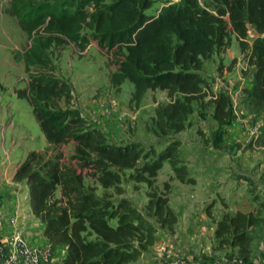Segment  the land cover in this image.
Segmentation results:
<instances>
[{"label": "trees", "instance_id": "obj_1", "mask_svg": "<svg viewBox=\"0 0 264 264\" xmlns=\"http://www.w3.org/2000/svg\"><path fill=\"white\" fill-rule=\"evenodd\" d=\"M152 2L9 0L28 40L22 51L27 83L15 93L28 101L55 150L47 157L30 150L13 177L27 184L43 235L53 246L65 248L59 264H132L156 239V226L131 199L98 194L85 185V174L103 188L117 187L122 171L131 169V177L150 185L167 160L180 181L193 179L178 157L177 138L165 140L159 149L109 140L71 104V85L54 73L51 47L73 41L84 48L95 40L117 57L112 85L129 80L136 101L147 89H165L169 101L158 104L154 116L160 135L186 126L193 100L209 85L201 73L204 60L233 36L253 65L242 100L248 110L264 111V0H167L156 13H147ZM251 28L255 33L249 39ZM231 114L229 95L218 90L213 117L227 123ZM63 144L70 145L68 154L60 149ZM147 206L162 224L176 221L167 195L151 192ZM257 221L251 213L226 212L216 220L214 236L219 246L237 247L247 259L253 238L248 227Z\"/></svg>", "mask_w": 264, "mask_h": 264}, {"label": "rangeland", "instance_id": "obj_2", "mask_svg": "<svg viewBox=\"0 0 264 264\" xmlns=\"http://www.w3.org/2000/svg\"><path fill=\"white\" fill-rule=\"evenodd\" d=\"M166 1L153 0L147 13H156ZM254 33L251 28L248 38ZM27 43L26 34L10 12L9 0H0V123L4 122L0 131L20 138L11 146L17 159L25 156L29 148H37L44 157L55 151L44 139L28 101L15 93L16 88L27 83L22 60ZM50 55L54 73L71 85V104L109 140L139 141L157 149L172 137L180 142L178 157L187 169L186 175L192 177L191 182L180 181L167 160L150 185L131 177V169L122 171L117 187L103 188L92 176H84L85 185L94 186L98 194L131 199L156 226L154 243L132 264H163L167 257L175 255L229 264L232 257L242 256L237 247L219 246L214 230L217 219L236 211L259 219L248 227L253 238L247 259L243 260L246 264L264 261V111L248 110L242 100L253 65L240 51L237 39L232 36L226 47L216 48L204 60L201 73L209 85L193 100L186 126L160 135L154 122L155 107L169 101L166 90L147 89L136 101L132 82L126 79L118 86L112 85L110 75L117 68L113 49L101 47L95 40L84 48L69 41L51 47ZM218 90H224L230 98L232 114L227 123L213 117ZM12 118L13 123L7 126ZM69 146L63 144L60 149L68 154ZM151 192L167 195L168 205L176 215L171 226L162 224L148 208ZM57 253H61L59 248L53 255ZM58 259L52 264H59Z\"/></svg>", "mask_w": 264, "mask_h": 264}, {"label": "crops", "instance_id": "obj_3", "mask_svg": "<svg viewBox=\"0 0 264 264\" xmlns=\"http://www.w3.org/2000/svg\"><path fill=\"white\" fill-rule=\"evenodd\" d=\"M12 114L14 118L13 111ZM13 118L11 122L7 121V126L13 123ZM0 124H4V122ZM19 139L20 138L18 136L16 137L13 133H3L0 131V221L3 227V231L0 232V235L6 239L7 229L11 227L9 218L15 217L13 226L22 230L23 234L32 244H38L45 239L43 235V222H41L31 210L28 200L27 184L25 181H19L13 177L19 163L24 159L26 154L33 149L29 148L25 156L17 159L13 155L11 146L15 145L16 142H14V140ZM7 144H9L8 149L6 148ZM57 248L61 250V253L59 255L57 253L56 257L52 253L51 259L55 260L59 258L58 260L60 262L61 257L65 253V248L54 246V254H56Z\"/></svg>", "mask_w": 264, "mask_h": 264}, {"label": "built area", "instance_id": "obj_4", "mask_svg": "<svg viewBox=\"0 0 264 264\" xmlns=\"http://www.w3.org/2000/svg\"><path fill=\"white\" fill-rule=\"evenodd\" d=\"M14 218H9L11 227L7 229L6 239L0 235V264H52L51 255L54 246L46 237L40 243L32 244L22 230L13 226ZM2 228L0 221V232L3 231ZM187 258L175 255L167 257L163 264H214L212 261H193ZM229 264H246V262L242 257L234 256ZM258 264H264V261Z\"/></svg>", "mask_w": 264, "mask_h": 264}]
</instances>
